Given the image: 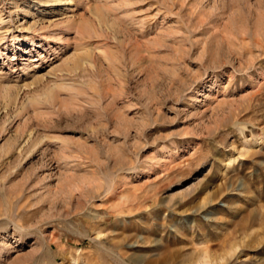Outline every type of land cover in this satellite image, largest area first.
<instances>
[{"label": "rangeland", "instance_id": "rangeland-1", "mask_svg": "<svg viewBox=\"0 0 264 264\" xmlns=\"http://www.w3.org/2000/svg\"><path fill=\"white\" fill-rule=\"evenodd\" d=\"M58 1L0 0V264H264V0Z\"/></svg>", "mask_w": 264, "mask_h": 264}, {"label": "bare ground", "instance_id": "bare-ground-1", "mask_svg": "<svg viewBox=\"0 0 264 264\" xmlns=\"http://www.w3.org/2000/svg\"><path fill=\"white\" fill-rule=\"evenodd\" d=\"M41 1H44V2H46V3H48V2H59L58 0H39V2H41ZM34 60V59H33ZM33 60H30V61H33ZM250 144V141L248 140V139H244V143H243V147L241 148V150H240V152H239V154L240 155H243L244 153H243V151H245V149H246V147H248L247 145H249ZM235 246V245H234ZM234 246H232V247H234ZM231 247V248H232ZM230 251H232V250H230ZM194 262V264H210L211 263V261H210V259H208V257L206 256V254H205V252H203L195 261H193Z\"/></svg>", "mask_w": 264, "mask_h": 264}]
</instances>
